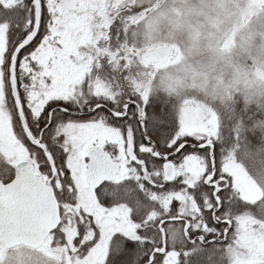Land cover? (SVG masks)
<instances>
[{
  "label": "snow or ice",
  "instance_id": "1",
  "mask_svg": "<svg viewBox=\"0 0 264 264\" xmlns=\"http://www.w3.org/2000/svg\"><path fill=\"white\" fill-rule=\"evenodd\" d=\"M98 4L0 0V245L59 264H264V142L106 78Z\"/></svg>",
  "mask_w": 264,
  "mask_h": 264
},
{
  "label": "rangeland",
  "instance_id": "2",
  "mask_svg": "<svg viewBox=\"0 0 264 264\" xmlns=\"http://www.w3.org/2000/svg\"><path fill=\"white\" fill-rule=\"evenodd\" d=\"M129 7L139 11L123 17ZM98 8L104 75L122 90L149 99L161 88L177 99L178 113L195 111L220 132L222 111L235 100H264V0H99ZM157 47L171 49L168 60L145 63L141 53ZM256 243L264 259V243ZM20 250L41 264L61 260L51 249L19 247L0 251V264H15Z\"/></svg>",
  "mask_w": 264,
  "mask_h": 264
},
{
  "label": "trees",
  "instance_id": "3",
  "mask_svg": "<svg viewBox=\"0 0 264 264\" xmlns=\"http://www.w3.org/2000/svg\"><path fill=\"white\" fill-rule=\"evenodd\" d=\"M137 11L139 9L131 10L129 7V10L124 11L122 16L133 15ZM149 100L164 102L178 113L179 102L177 99L161 88H156ZM221 126V135L229 143L233 137L247 142L250 146L253 138L264 142V100L260 103H245L241 99L235 100L228 109L222 111ZM259 146L264 147V144Z\"/></svg>",
  "mask_w": 264,
  "mask_h": 264
},
{
  "label": "water",
  "instance_id": "4",
  "mask_svg": "<svg viewBox=\"0 0 264 264\" xmlns=\"http://www.w3.org/2000/svg\"><path fill=\"white\" fill-rule=\"evenodd\" d=\"M170 54H171V49L169 47H157L142 52L141 59L148 64H163L168 60ZM18 245H24L32 249L40 248L37 244H35L34 242L28 239L5 237L3 240V244L0 245V250L5 252ZM254 257L257 258V255H254Z\"/></svg>",
  "mask_w": 264,
  "mask_h": 264
},
{
  "label": "flooded vegetation",
  "instance_id": "5",
  "mask_svg": "<svg viewBox=\"0 0 264 264\" xmlns=\"http://www.w3.org/2000/svg\"><path fill=\"white\" fill-rule=\"evenodd\" d=\"M19 247H24V248H27V249H32V248H28V247H26V246H24V245H18V246H16L15 248H19ZM41 248L50 249V248L47 247V246H45V247H40V248H38V249H41ZM38 249H34V250H38ZM51 250L54 251V249H51Z\"/></svg>",
  "mask_w": 264,
  "mask_h": 264
}]
</instances>
